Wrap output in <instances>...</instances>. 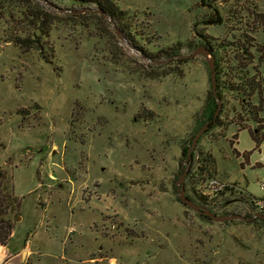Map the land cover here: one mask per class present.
Returning a JSON list of instances; mask_svg holds the SVG:
<instances>
[{"label": "rangeland", "instance_id": "obj_1", "mask_svg": "<svg viewBox=\"0 0 264 264\" xmlns=\"http://www.w3.org/2000/svg\"><path fill=\"white\" fill-rule=\"evenodd\" d=\"M41 2L58 17L46 57L11 40L25 6L0 0V195L15 201L0 264H264V220L204 217L176 183L189 162L185 194L217 214L252 216L264 199V0H112L128 45L104 16L60 11L94 2ZM200 44L220 122L188 160L209 69L169 57ZM212 177L238 189L212 194Z\"/></svg>", "mask_w": 264, "mask_h": 264}, {"label": "trees", "instance_id": "obj_2", "mask_svg": "<svg viewBox=\"0 0 264 264\" xmlns=\"http://www.w3.org/2000/svg\"><path fill=\"white\" fill-rule=\"evenodd\" d=\"M7 2L8 0H2V2ZM19 3L23 4L25 7L23 11H21L20 18L23 20H27L28 26L25 28V34L22 35V30L23 27H20L18 31V34L16 33L14 39H11L13 42H15L18 46H21L26 49L30 48H35L37 49L41 54L45 52L43 57L47 56V53L45 50H50V55H53V46L49 43V36H50V31L52 28V23L57 21L56 17L54 14L57 13H50L43 3L40 0H17ZM80 2H94L97 4V7H91V8H101L104 12L110 15V17H113L114 11H112V0H76ZM202 5H206L207 3L205 0H200ZM32 4V5H30ZM84 8V7H82ZM216 11V10H215ZM71 13V12H70ZM86 14H96L99 18L102 17L100 13L96 11H85V12H80V13H71L68 14L69 17H81ZM121 14V11L120 13ZM221 17L219 13L217 12L215 16H209L206 20L205 23H213V22H220ZM119 28V27H118ZM120 29V28H119ZM122 34L123 31L120 29ZM130 30L128 29L125 31V35L130 34ZM125 37L127 41V36ZM9 39H7L8 41ZM128 42V41H127ZM263 80V78H262ZM247 85L252 86V84L249 82ZM217 84V88H218ZM218 97H220V91L218 89L217 91ZM217 107L215 98L213 95L210 96V102L209 105H207V121H208V127H213L215 125H218L220 122L219 116L213 117L214 111ZM261 143V142H260ZM232 186H235L233 183L231 184ZM236 189L233 187H225V190L223 192H232ZM14 199L10 194H5L3 196L0 195V251L1 249L7 244V241L10 237L11 234V224L8 219L4 218V214L7 213L6 211H12L14 209ZM203 216V215H202ZM206 217V216H204ZM208 218V217H207Z\"/></svg>", "mask_w": 264, "mask_h": 264}, {"label": "water", "instance_id": "obj_3", "mask_svg": "<svg viewBox=\"0 0 264 264\" xmlns=\"http://www.w3.org/2000/svg\"><path fill=\"white\" fill-rule=\"evenodd\" d=\"M43 1L46 4H50L49 2H47V0H40ZM60 11L62 12H71V13H80V12H85V11H96L98 13H100L101 15H103L112 25V28L114 30L115 35L124 43H126L128 45V42L126 41L125 37L123 36L121 30L117 27V25L113 22V20L111 19L110 15L107 14L106 12H104L101 8H91V7H84V8H80V9H60ZM197 55H202L204 57V60L207 63L208 69H209V75H210V83H211V93L213 95V97L215 98L217 107L214 111L213 117L217 116L219 109L221 107V102L220 99L217 95V83H216V65H215V59H214V55L212 54L211 48L209 47L208 44H200L197 45L196 47L193 48V50L189 53V54H177V55H173L170 56L169 59H182V58H191ZM146 59V58H145ZM152 62L154 63H162L164 62L163 60H152ZM208 127V121L204 122L201 127L198 128V130L196 131V133L193 135V137L191 138V143L189 145V147L186 149V159L190 160L191 159V154L192 151L196 145V142L198 140V138L200 137V135L206 130V128ZM189 165V162L187 163L186 167L184 168L183 172L181 173V175L178 177L176 183L179 184L178 186V198L179 200L186 206H188L189 208L195 210L196 212H198L199 214L206 216L212 220L215 221H226V220H231L234 218H238V219H244V220H251L252 218H259L264 220V214L263 213H254L252 216H243L240 214H217L212 212L211 210H209L206 206L201 205L196 203L195 201H193L191 198H189L186 194H185V190L183 187V181H184V176L186 174V169L187 166Z\"/></svg>", "mask_w": 264, "mask_h": 264}, {"label": "built area", "instance_id": "obj_4", "mask_svg": "<svg viewBox=\"0 0 264 264\" xmlns=\"http://www.w3.org/2000/svg\"><path fill=\"white\" fill-rule=\"evenodd\" d=\"M261 88H262V91H263V94H264V78H263V81L261 83ZM261 144H264V137H263V140L261 141ZM258 152L261 153V148H258ZM262 158H264V152L262 154ZM209 183L213 185V193L212 194H215L217 192H221L223 190H225V187L228 186V187H233L234 189H238V186H232L231 184L232 183H222L220 182L219 180L215 179V178H210L209 179ZM260 185L262 187H264V176L261 178V181L259 182ZM215 191V192H214ZM254 203L255 205L257 206L256 207V212L258 213H263L264 214V199H258V200H254Z\"/></svg>", "mask_w": 264, "mask_h": 264}, {"label": "crops", "instance_id": "obj_5", "mask_svg": "<svg viewBox=\"0 0 264 264\" xmlns=\"http://www.w3.org/2000/svg\"><path fill=\"white\" fill-rule=\"evenodd\" d=\"M1 252V251H0Z\"/></svg>", "mask_w": 264, "mask_h": 264}]
</instances>
